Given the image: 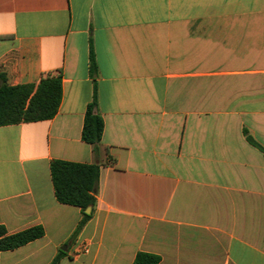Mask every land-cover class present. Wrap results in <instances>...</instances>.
Listing matches in <instances>:
<instances>
[{
  "label": "crops",
  "instance_id": "1",
  "mask_svg": "<svg viewBox=\"0 0 264 264\" xmlns=\"http://www.w3.org/2000/svg\"><path fill=\"white\" fill-rule=\"evenodd\" d=\"M0 37L8 85L61 70L63 89L53 119L0 127V225L45 231L0 264H264V154L244 133L264 148V0H0ZM53 160L99 165L76 236Z\"/></svg>",
  "mask_w": 264,
  "mask_h": 264
},
{
  "label": "trees",
  "instance_id": "2",
  "mask_svg": "<svg viewBox=\"0 0 264 264\" xmlns=\"http://www.w3.org/2000/svg\"><path fill=\"white\" fill-rule=\"evenodd\" d=\"M5 39V37H0ZM97 66L91 51L90 74L95 76ZM63 97L62 71L47 72L41 76L37 85L10 86L4 75L0 76V127L17 125L53 119L59 111ZM97 96L88 105L82 129V140L94 146L98 151L101 142L104 122L96 111ZM248 142L261 150L264 148L251 135L244 131ZM51 179L55 197L61 204L75 206L81 209L82 219L78 224L76 236L85 224L92 218L95 206L94 193L99 179V165L53 160L50 164ZM91 207L92 211H85ZM45 235L42 226H34L14 234H8L6 228L0 225V251L15 250ZM65 252L60 251L50 264H58ZM158 255L139 252L133 264H159Z\"/></svg>",
  "mask_w": 264,
  "mask_h": 264
},
{
  "label": "water",
  "instance_id": "3",
  "mask_svg": "<svg viewBox=\"0 0 264 264\" xmlns=\"http://www.w3.org/2000/svg\"><path fill=\"white\" fill-rule=\"evenodd\" d=\"M91 207L87 208V210L85 211L87 214H90L91 213ZM62 250H65V248H63Z\"/></svg>",
  "mask_w": 264,
  "mask_h": 264
},
{
  "label": "built area",
  "instance_id": "4",
  "mask_svg": "<svg viewBox=\"0 0 264 264\" xmlns=\"http://www.w3.org/2000/svg\"><path fill=\"white\" fill-rule=\"evenodd\" d=\"M87 251V248L86 247H83L82 248V252H86Z\"/></svg>",
  "mask_w": 264,
  "mask_h": 264
}]
</instances>
